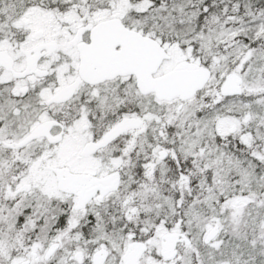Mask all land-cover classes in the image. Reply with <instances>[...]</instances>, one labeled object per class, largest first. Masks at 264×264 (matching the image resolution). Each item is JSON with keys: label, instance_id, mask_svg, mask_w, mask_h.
<instances>
[{"label": "snow or ice", "instance_id": "obj_1", "mask_svg": "<svg viewBox=\"0 0 264 264\" xmlns=\"http://www.w3.org/2000/svg\"><path fill=\"white\" fill-rule=\"evenodd\" d=\"M0 264H264V0H0Z\"/></svg>", "mask_w": 264, "mask_h": 264}]
</instances>
